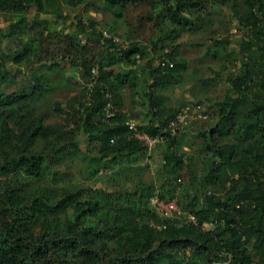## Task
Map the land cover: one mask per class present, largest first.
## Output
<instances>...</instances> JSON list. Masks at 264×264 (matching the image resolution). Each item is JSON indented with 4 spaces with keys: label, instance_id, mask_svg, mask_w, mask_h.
Instances as JSON below:
<instances>
[{
    "label": "trees",
    "instance_id": "1",
    "mask_svg": "<svg viewBox=\"0 0 264 264\" xmlns=\"http://www.w3.org/2000/svg\"><path fill=\"white\" fill-rule=\"evenodd\" d=\"M61 1L92 11L100 5L125 25L126 41L138 44L123 50L95 24L85 31L78 20L71 34L45 25L25 50L8 55L4 50L10 52L6 46L12 43L7 40L4 46L3 38L12 37L13 28L0 34V78L7 72V59L20 63L29 53L32 64L47 70H59L60 62H67L84 85L65 108L43 104L52 88L38 73L28 78L29 92H0V264H264V0H233V6L239 2L243 9L233 14L237 27L246 29L241 43L213 38L208 49L234 72L226 79L230 94L217 105L214 125L192 135L189 143L198 156L210 159L199 180L202 202L193 192L195 181L184 154L173 151L169 125L177 122L178 110L167 114L155 92L172 87L174 75L185 68L177 42L198 26L210 0ZM0 12L45 10L42 0H0ZM147 48L157 55L147 94L155 119L133 129L117 93L125 85L134 90L131 68ZM122 64L128 72L119 71ZM111 99L113 108L108 109ZM48 107L57 113L52 123L47 122ZM135 133L162 138L163 167L180 178L187 174L188 185L175 189L179 210L192 216L188 224L160 227L148 205L164 195L154 196L149 185L128 192L138 206H122L119 190L110 200L98 199L104 197L98 192L89 197L82 187L51 186L62 180L60 167L69 155L88 161L91 174L128 162L144 150ZM85 142L97 146L95 158H86L80 148ZM204 224L213 227L204 230Z\"/></svg>",
    "mask_w": 264,
    "mask_h": 264
},
{
    "label": "rangeland",
    "instance_id": "2",
    "mask_svg": "<svg viewBox=\"0 0 264 264\" xmlns=\"http://www.w3.org/2000/svg\"><path fill=\"white\" fill-rule=\"evenodd\" d=\"M44 13L33 12L31 14L15 15L11 13L0 12V34H6L9 28H13L12 37L3 38L4 46L12 48L9 51L4 50L5 54L25 50L27 44L36 37L43 26L49 25L52 30H65L73 33L78 20H81L85 31L92 30V24L95 29L102 33L103 37L113 38L121 49L129 50L138 44V41H126V27L121 21L115 18L100 5L95 11L88 7L72 8L61 0H42ZM227 5V7L223 6ZM233 0H210L205 6V11L200 16L198 26L190 32L184 34L178 40V59L185 65L183 71L174 75L175 83L163 91L156 90L155 96L162 101L164 109L167 111L178 110L176 116L177 122H171L169 128L172 130L175 143L173 151L178 154H184V160L193 174L195 181V190L197 198L202 202L203 188L199 180L203 175V168L207 166L210 159L207 156H198L189 143L192 142V135L198 131H204L211 128L217 118V105L224 100L229 92L226 79L232 72L233 67L228 64L224 68L223 61L220 58L213 57L208 51L213 38H226L233 46L241 43V37L246 29L237 27V20L234 17V11L242 13V5L238 2L233 6ZM19 22L13 26L14 22ZM9 40V41H7ZM19 41L21 44H19ZM18 44L20 45L18 47ZM145 47V44H142ZM18 47V48H17ZM28 51V50H27ZM147 55L138 60L135 67L131 68L136 78L135 87L131 91L128 86H122L118 90L120 97L121 112L125 113L127 120L137 126L147 125L155 119L154 109L151 106L147 96L150 91L148 84L151 80V73L157 65V55L151 54L149 49ZM32 58L29 53L23 54L20 63H14L7 59L5 66L7 72L0 78V92L5 94L21 93L30 91L31 74L38 73L44 75L49 81L52 91L46 94L44 103L49 106L55 103L61 108L73 100L78 93L84 88L80 82L75 70L70 68L67 62H60V69L47 70L42 64H32ZM120 72H128L129 68L125 64L121 65ZM108 109L113 108V102ZM73 102V101H72ZM52 108L48 107V123L53 122ZM168 114V112H167ZM107 116H110L107 113ZM135 138L144 144V150L129 158V161H120L118 165L101 168L97 173L91 174L92 169L88 168V161L83 162L77 156L69 155L65 163L60 167L62 180L51 186H65L70 188L82 187L84 194L92 197L98 192L101 198H113L114 192L119 190L123 195L122 206L130 205L131 202L138 206L137 197L128 196V192L133 188L142 186H151L154 196L159 192L164 195V201L171 200L178 195L175 189L178 184L189 182L187 174L180 178L174 169L163 167V155L165 152V142L158 140L148 144L143 134L135 133ZM87 159L97 156V146L92 143H84L80 146ZM74 153V152H73ZM45 187L46 184H40ZM173 196V197H172ZM157 198H152L148 205L150 210L155 211L158 222L163 225L177 224L185 225L192 221V216L188 212L180 210L177 213L165 215L154 207ZM177 199L179 197L177 196ZM183 200L184 198H180ZM184 201V200H183ZM156 224L155 222H153ZM208 230L212 229L207 225ZM216 264H225L218 262Z\"/></svg>",
    "mask_w": 264,
    "mask_h": 264
},
{
    "label": "built area",
    "instance_id": "3",
    "mask_svg": "<svg viewBox=\"0 0 264 264\" xmlns=\"http://www.w3.org/2000/svg\"><path fill=\"white\" fill-rule=\"evenodd\" d=\"M177 119L179 120L178 117H177ZM126 124L129 125L130 128H133L134 127V124L133 123L127 122ZM143 136H144L145 141H147L149 145L151 143H153V142L158 141V140H162V138H159V137L158 138H155V139H150L146 135H143ZM154 207H156L160 212L164 213L165 215H168L169 213H177V212L180 211L179 210V207H178V204H177V196H175L171 200H166V201L156 199L155 202H154ZM207 225H211L213 227L212 224H204L202 226L204 230H208L206 228Z\"/></svg>",
    "mask_w": 264,
    "mask_h": 264
}]
</instances>
